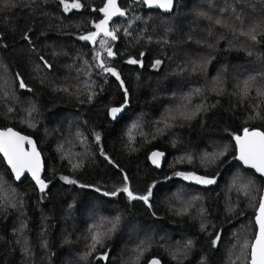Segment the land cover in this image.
Masks as SVG:
<instances>
[{"label":"trees","instance_id":"obj_1","mask_svg":"<svg viewBox=\"0 0 264 264\" xmlns=\"http://www.w3.org/2000/svg\"><path fill=\"white\" fill-rule=\"evenodd\" d=\"M79 3L81 8L65 11L60 0H17V8L0 12V128L34 138L47 183L41 191L29 177L15 181L0 156V264H145L153 257L163 264H249L264 178L234 158L232 137L244 128L264 131V101L254 90L240 95L249 76L264 84V38L257 44L209 27L196 13L219 17L239 32L234 15L218 11L235 7L247 31L264 26V0H212L211 8L209 0H176L169 14L143 1L120 0L128 15L109 28L115 24L131 35L118 32L109 41L116 55L105 60L119 79L84 64H95L92 49L99 46L80 36L95 31L103 19L96 10L105 0ZM133 58L142 66L128 62ZM198 58L212 59L204 75L189 71ZM156 60L162 63L153 67ZM17 73L27 88L18 87ZM217 75L222 91L211 90ZM194 88L204 98L194 95L187 111L198 104L204 110L159 131L157 121ZM257 103L261 107L254 109ZM122 105L114 119L110 109ZM155 149L168 154L160 170L149 162ZM220 152L225 155L218 157ZM73 164L81 166L73 170ZM177 172L218 173L217 182L203 185ZM241 183L248 188L240 189ZM125 186L137 196L151 188L152 196L148 203L129 199L121 191ZM95 231L108 235L104 247L92 252ZM105 251L108 259L98 258Z\"/></svg>","mask_w":264,"mask_h":264},{"label":"snow or ice","instance_id":"obj_2","mask_svg":"<svg viewBox=\"0 0 264 264\" xmlns=\"http://www.w3.org/2000/svg\"><path fill=\"white\" fill-rule=\"evenodd\" d=\"M60 2L64 5V10L69 11L70 8L79 9L83 5L79 3V0L72 3L70 6L67 3V0H60ZM146 4H156L158 7L163 8L165 10H171L174 4V0H143ZM19 5L17 4V0H0V12H4L6 10H11L17 8ZM209 8L212 7V0H209L208 4ZM96 11L103 13V19H100L98 23L94 24L95 31L89 30L86 35H81L80 39L84 41L90 42L92 45H99L98 49L93 48L92 52L94 53L91 56V59L95 61L94 65H89L88 61L85 60L84 64L89 67H95L99 69L102 73H110L116 76L119 79V74L116 72L115 68H111L106 66L105 60H109L110 58L116 55V52L113 51L112 47L108 46L109 40L115 41L118 39L117 33L123 31L126 35H131L127 29H121L120 27L113 24L112 29L109 28V23L112 21L115 16H126L128 15L126 10L120 9L117 6V0H107L104 3V6L97 9ZM221 14L231 12L235 19L240 22L241 30L237 32V29L234 26H230L225 23L221 18H214L212 15H209L207 12L200 11L196 13V16L206 20L209 22V27L212 25L220 26L221 28H227L230 32L235 35L244 36L253 43H260L261 38H264V26L261 24H254L248 28L247 31L242 30L244 21L241 19L240 15L236 12L235 7L231 8H221L218 9ZM131 27V25H129ZM97 37H102L99 41H97ZM167 43L168 41H164ZM211 48V45H208ZM141 57L143 53L139 54ZM248 55H252L251 52ZM40 60L43 62L46 68L51 69L52 65L48 63L43 57H40ZM132 64H140L142 66V60H137L135 58L130 59L128 61ZM162 61L156 60L153 64V67H158ZM212 63L211 58H198L195 61L191 62L190 73L204 75L208 71L209 65ZM16 79L18 81V87L21 89H25L28 86L24 83L23 78L20 77L19 73L16 74ZM261 79L264 80V74L261 75ZM257 77L249 76L246 80L243 81L242 88L240 89V95L243 98H247L250 93L254 90L257 97L264 101V84L257 86L256 84ZM212 91H222L223 90V80L220 75H217L212 78ZM121 85H123V81L121 80ZM86 87H88L86 85ZM67 91V89H65ZM125 94L127 93V89L124 90ZM5 97H7V93L5 92ZM199 97L200 99L204 98V92L201 88H194L188 94L180 97L181 103L175 109H169L164 116V118L160 121H157L158 124H162L163 128L158 129L159 131H163L164 129H170L175 124L180 123L182 121L190 120L193 116L197 115L199 112L204 110L203 104H198L195 106L194 111H187L188 107L192 104L193 96ZM89 102L92 100V95H88ZM127 101L125 100V105ZM121 107H113L110 109V112L115 119L116 115L123 110ZM261 107L260 103L254 105V109H259ZM8 111H12L11 108ZM31 115V113H29ZM256 118L259 117V112H256ZM133 128H136L137 125H133ZM95 140L97 142L100 141L101 137L99 133L95 134ZM129 138L131 139V133H129ZM232 139L235 141V147L238 152V155L235 156V159L241 161L244 165L249 166L252 169H255L256 172H259L262 176H264V131H260L258 129H252L251 131L248 128L243 129V135H233ZM28 144L30 146V151L25 150L23 147L24 144ZM0 153H3V156L7 158V163L10 165L12 172L14 173V178L16 180H20L22 174L27 171L31 173L32 178L35 180L36 184L39 186L41 191L47 188V183L41 179L40 172L42 169V164L40 160V155L36 150L35 142L26 136L20 135V133L15 132L12 128H0ZM225 152H220L219 156H224ZM163 156V153H153V157ZM156 163V160H153ZM80 164H73L72 168L75 170L80 167ZM177 176H182L185 180H193L199 184L203 185H211L217 182L218 173H213L211 177L208 176H197L195 173H183L177 172L175 173ZM61 179L65 180L67 183L75 184L77 181L69 179V177H61ZM127 180V176L124 177ZM240 180V177H234L233 186L237 184ZM248 184L241 183L239 185L240 189H247ZM99 191V189H97ZM121 191L127 193L129 199H138L142 200L145 203H148L149 198L152 196L151 188L147 189V194L143 196L135 195L127 186H125ZM111 195H117V192L113 191L110 193ZM105 195H109V193H105ZM151 207V204L148 205ZM186 211V209H185ZM182 214V213H181ZM119 218H117L118 222ZM255 223L258 225V232L254 236V243L251 246V251L249 254V264H264V197L261 198L257 211L255 214ZM115 224L112 225V228L109 229V232L115 229ZM95 227V226H93ZM203 227V226H202ZM91 231V229H90ZM108 235V233L95 231L91 236V251L95 252L97 249V245L101 248L104 247V238ZM220 241V234L217 232L215 239L212 241V244H216ZM188 244H191V241H188ZM91 254V253H89ZM103 260L108 259L107 251L102 252L100 257ZM145 264H160V261L156 258H152L149 261H145Z\"/></svg>","mask_w":264,"mask_h":264},{"label":"water","instance_id":"obj_3","mask_svg":"<svg viewBox=\"0 0 264 264\" xmlns=\"http://www.w3.org/2000/svg\"><path fill=\"white\" fill-rule=\"evenodd\" d=\"M135 2H142L143 0H134ZM107 2V0H105V3ZM146 4V3H145ZM147 5V7L148 8H152V9H159L161 12H163L164 14H169V13H171L173 10H174V8H175V5H176V0H174V4H173V7H172V9L171 10H165V9H163V8H160V7H158L156 4H151V5H149V4H146ZM104 6V5H103ZM117 6L120 8V9H122V7H121V5H120V0H117ZM102 15L104 16V14L102 13ZM117 18H120V16H115V17H113V19H112V21L114 20V19H117ZM112 21H110V23H109V25L112 23ZM8 128H12V127H8ZM15 132H18V133H20V135H22V136H26V137H30L34 142H35V146H36V150L38 151V153H39V155H40V160H41V164H42V169H41V172H40V177H41V179H43L42 177H43V174H44V170H46V164H44V158H43V155H42V153H41V151L39 150V148H38V146H37V143H36V141L34 140V138L33 137H31V136H28V135H26V134H23V133H21V132H19V131H17V130H15L14 128H12ZM23 147L25 148V150H28V151H30V146L28 145V144H24L23 145ZM153 153H163V156H156V157H153ZM237 155H238V152H237ZM0 156L2 157V159L4 160V162H5V164H6V166H7V168L10 170V172H11V174L13 175V178H14V173L12 172V170H11V167H10V165H8V163H7V158H5L4 156H3V153H0ZM156 160V163H154L153 162V160ZM167 159H168V154H167V152L166 151H164V150H161V149H155V150H153L150 154H149V162H150V164L153 166V168H155V169H162L163 168V166H164V164H165V162L167 161ZM236 160H238V159H236ZM239 161V160H238ZM241 164H243L241 161H239ZM244 165V164H243ZM245 167H247V168H250L249 166H246V165H244ZM255 170V169H254ZM259 173V172H258ZM260 174V173H259ZM261 175V174H260ZM262 176V175H261ZM25 177H29L33 182H35V180L32 178V176H31V173L30 172H27V171H25L23 174H22V176H21V178H20V180H16L15 178H14V180L15 181H17V182H20V181H23L24 179H25ZM263 178H264V176H262ZM36 183V182H35ZM262 197H264V191H263V196ZM257 225V224H256ZM257 232H258V225H257ZM257 232H256V234H257ZM253 243H254V241H253ZM153 258H156V259H158L159 261H160V264H163V262L161 261V259L159 258V257H153ZM152 259V258H151ZM150 259V260H151Z\"/></svg>","mask_w":264,"mask_h":264},{"label":"rangeland","instance_id":"obj_4","mask_svg":"<svg viewBox=\"0 0 264 264\" xmlns=\"http://www.w3.org/2000/svg\"><path fill=\"white\" fill-rule=\"evenodd\" d=\"M69 4V6L72 4L71 2H67ZM72 9V8H70ZM102 37H97V41H99ZM110 41V40H109ZM98 44V43H97ZM99 46V45H98ZM108 46H109V42H108ZM110 47V46H109Z\"/></svg>","mask_w":264,"mask_h":264}]
</instances>
